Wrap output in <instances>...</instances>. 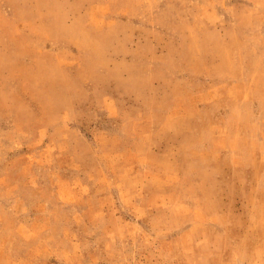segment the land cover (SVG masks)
<instances>
[{
	"label": "rangeland",
	"instance_id": "rangeland-1",
	"mask_svg": "<svg viewBox=\"0 0 264 264\" xmlns=\"http://www.w3.org/2000/svg\"><path fill=\"white\" fill-rule=\"evenodd\" d=\"M0 264H264V0H0Z\"/></svg>",
	"mask_w": 264,
	"mask_h": 264
}]
</instances>
